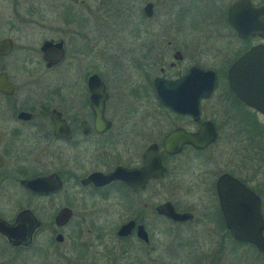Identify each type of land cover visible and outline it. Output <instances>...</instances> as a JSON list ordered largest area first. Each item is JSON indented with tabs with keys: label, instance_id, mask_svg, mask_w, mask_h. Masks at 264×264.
I'll use <instances>...</instances> for the list:
<instances>
[{
	"label": "flooded vegetation",
	"instance_id": "flooded-vegetation-1",
	"mask_svg": "<svg viewBox=\"0 0 264 264\" xmlns=\"http://www.w3.org/2000/svg\"><path fill=\"white\" fill-rule=\"evenodd\" d=\"M18 1L0 14V264H264V115L228 82L264 45V0H140L135 21L118 0L105 17L129 34L87 63L84 20H62L82 39L68 57Z\"/></svg>",
	"mask_w": 264,
	"mask_h": 264
},
{
	"label": "rangeland",
	"instance_id": "rangeland-1",
	"mask_svg": "<svg viewBox=\"0 0 264 264\" xmlns=\"http://www.w3.org/2000/svg\"><path fill=\"white\" fill-rule=\"evenodd\" d=\"M80 1L83 2V5L79 4ZM9 3L10 0H0V5H4L2 9L0 8V14L7 13L6 10L9 9L7 7ZM18 3L19 14L21 16L29 12L32 8V18L43 21V25L50 26L47 28L50 29V31H47L46 33L45 31L41 33L38 32V36L45 35L54 38L61 37L65 40L68 57H71L70 52L74 50L72 45L79 47L82 44V39L80 35L72 34V31L76 29L74 26H71L72 23H70L71 25L65 26L62 23V20H84L86 24L81 30V34L83 33L86 45H90L89 50L85 53L84 57V62L86 63L92 58L91 50L94 48L100 51L106 49L108 51L104 52L109 53L110 51L116 52L118 50V43H111L110 48L107 49L109 44L105 42L103 39L104 37L117 36V39L119 40L123 37L125 38L129 34L127 28L115 27L113 25L112 17H105L107 15L106 13L109 12V10L113 12V9L120 6L122 11H126L125 9L128 7L131 9V15L128 14V16L132 17L135 21L137 18V12L141 7L140 0H127V2L123 0L120 6L118 5V0H19ZM63 8L66 9L67 14L64 12ZM207 8L212 9L210 6H207ZM37 31H39V29H37ZM124 45L127 47V43H124ZM117 53H119V51ZM117 56H119V54H117ZM95 57L96 63H98V56L96 55ZM221 84L222 83L220 82V88ZM261 121L264 124V118H262ZM195 255L198 257L203 256L202 259H204L205 256L203 251L193 252V256ZM28 259L31 260V263L28 262V264H36L31 258ZM182 260L185 259L182 258ZM192 263V261L189 262V264Z\"/></svg>",
	"mask_w": 264,
	"mask_h": 264
},
{
	"label": "water",
	"instance_id": "water-1",
	"mask_svg": "<svg viewBox=\"0 0 264 264\" xmlns=\"http://www.w3.org/2000/svg\"><path fill=\"white\" fill-rule=\"evenodd\" d=\"M82 3V2H80ZM241 2H237L232 5V7L229 10V23L232 25L234 30L238 35H241V24L238 23V17H237V8ZM149 6V5H148ZM147 11V7L144 8V11ZM257 13H260V16L262 17V20L259 24V30H260V36L261 38H264V5L256 10ZM255 11V12H256ZM231 15H234L233 19H231ZM61 45L60 42H58L55 45H52L51 43L44 44L43 47H54L59 48ZM253 57L257 60H259V65L256 67H259V70L254 75H240L241 70L244 68V61L247 59ZM245 59V60H244ZM196 84H197V99L202 96L206 97L214 84V77L211 74L202 73L198 71V74L196 75ZM96 82L99 84L100 82L96 78V76H91L88 79V86L90 88V91H95L96 88ZM228 82L229 87L231 91L236 95V97L242 101L248 106L253 107L257 111H259L261 114L264 115V45H261L254 50H250L249 53H247L245 56H243L241 59H239L237 62L234 63V65L231 67L228 75ZM157 89V84H156ZM24 186L29 189H38L35 187L32 183V181L23 182ZM166 216L170 218L171 220H178L180 219V216H177L173 211L166 213ZM20 217H24V214H21ZM33 228V225L28 227V229L25 228V232L22 231L21 234V243L27 244L30 239L31 230ZM124 229V228H122ZM5 231H2L6 237L10 240L12 237L11 231L8 233V229H4ZM24 232V233H23ZM259 242L258 240L256 241ZM262 245L263 241L261 240Z\"/></svg>",
	"mask_w": 264,
	"mask_h": 264
},
{
	"label": "trees",
	"instance_id": "trees-1",
	"mask_svg": "<svg viewBox=\"0 0 264 264\" xmlns=\"http://www.w3.org/2000/svg\"><path fill=\"white\" fill-rule=\"evenodd\" d=\"M65 9V8H64ZM66 10V9H65Z\"/></svg>",
	"mask_w": 264,
	"mask_h": 264
}]
</instances>
